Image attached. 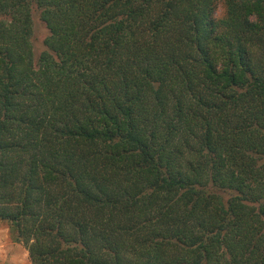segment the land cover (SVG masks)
Instances as JSON below:
<instances>
[{"label": "trees", "instance_id": "obj_1", "mask_svg": "<svg viewBox=\"0 0 264 264\" xmlns=\"http://www.w3.org/2000/svg\"><path fill=\"white\" fill-rule=\"evenodd\" d=\"M0 221L30 264H264V0H0Z\"/></svg>", "mask_w": 264, "mask_h": 264}, {"label": "rangeland", "instance_id": "obj_2", "mask_svg": "<svg viewBox=\"0 0 264 264\" xmlns=\"http://www.w3.org/2000/svg\"><path fill=\"white\" fill-rule=\"evenodd\" d=\"M33 35L31 39L34 62L37 63L45 49L44 40L48 37V30L40 21L39 12L35 6L32 9ZM230 194H228L229 196ZM225 195V197H228ZM0 264H30L28 253L22 244L16 243L9 232L7 223L0 221Z\"/></svg>", "mask_w": 264, "mask_h": 264}]
</instances>
